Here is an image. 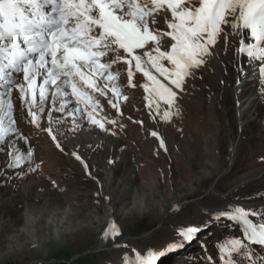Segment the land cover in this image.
I'll return each mask as SVG.
<instances>
[{"label": "rangeland", "instance_id": "374dc122", "mask_svg": "<svg viewBox=\"0 0 264 264\" xmlns=\"http://www.w3.org/2000/svg\"><path fill=\"white\" fill-rule=\"evenodd\" d=\"M157 20L167 30L164 13ZM238 45L236 40L225 50L221 39L176 90L171 106L144 91L145 78L134 67L129 85L128 66L114 64L120 95L110 88L92 94L98 102L94 118L103 129L86 114L77 113L71 124L47 116L51 95L37 111L38 126L18 119L14 88L12 114L24 147L20 151L19 144L18 152L30 149L33 155L8 167L9 158L0 153V264H124L146 250L165 252L157 264H225L220 246L243 241L242 228L232 221L229 231L230 221L212 217L230 205H264V181L242 182V175L264 167V86L258 67L253 76V61L243 54L238 59ZM41 118L59 121L57 129ZM45 129L54 130L59 148ZM111 224L119 234L104 239ZM190 226L201 227L195 239L168 251L182 240L179 230ZM257 248L246 249L251 259L242 251L239 264H260L264 248Z\"/></svg>", "mask_w": 264, "mask_h": 264}, {"label": "snow or ice", "instance_id": "6c2138e0", "mask_svg": "<svg viewBox=\"0 0 264 264\" xmlns=\"http://www.w3.org/2000/svg\"><path fill=\"white\" fill-rule=\"evenodd\" d=\"M160 13L165 15L167 30L158 27ZM221 39L225 50L238 39L236 53L253 61V76L258 67L264 86V0H0V153L9 158L7 166L19 167L33 155L30 149L26 155L19 154L7 139L18 134L12 114L14 88L28 104L33 125L38 126L33 109L43 112L50 94L54 104L59 102L58 111L67 110L74 119L77 113L86 114L89 123L103 129V123L94 118L98 102L92 94L104 95L110 88L113 96L120 95L115 86L119 73L110 71L114 64L128 66L129 85L134 67L145 78L144 91L171 106L176 90H183L185 78L204 63ZM72 103L75 107L68 110ZM168 116L165 112L164 118ZM46 130L55 141L52 130ZM28 167L35 171L30 163ZM222 217L235 221L243 234V241L233 238L221 244L220 252L228 257L225 264H239L242 251L251 259L246 249L252 245L264 248V208L230 205L212 220ZM200 231V226L181 228L182 240L170 243L168 251L190 243ZM118 234L111 224L104 239ZM163 255L164 251L146 250L124 264H157Z\"/></svg>", "mask_w": 264, "mask_h": 264}, {"label": "bare ground", "instance_id": "6f19581e", "mask_svg": "<svg viewBox=\"0 0 264 264\" xmlns=\"http://www.w3.org/2000/svg\"><path fill=\"white\" fill-rule=\"evenodd\" d=\"M243 35H244V38H245V40L246 41H248L249 40V38H250V35H249V33L245 30L244 31V33H243ZM238 40V39H237ZM242 57V54L241 55H239L238 56V59L239 58H241ZM21 78H22V75H21ZM40 81L38 80V83H39ZM19 93V92H18ZM18 97H19V94H18ZM39 101V97H38V95H37V102ZM52 106V114H47V116H49V117H51V118H54L55 116H56V118L58 117L59 119V121L62 119L60 116H62V117H64L63 119H65V118H68L67 120H66V123L67 122H69V120L70 121H72L74 118L72 117V116H69L68 115V111L66 110L65 112H60V111H58V107H59V102H57V103H53V105H51ZM43 107H45V104L43 105ZM46 108L48 109H50V106L47 104L46 105ZM15 109H16V112H17V114H18V116H16L18 119H22V117H25V118H30L31 119V117L30 116H28V104L25 102V100H23V99H20V98H18V100H16V107H15ZM72 109V107H71V105L69 104V106H68V110H71ZM33 111H36V113H37V109H33ZM244 113H245V110L244 109H239V111H238V116H239V118L238 119H240V121L242 120V118L244 117ZM51 118H48V120L46 121V119L44 120V119H40V121H41V123L42 122H46L45 123V125H47V127H49V125H51L52 126V128L54 129H57L56 127H54L55 126V124H57L56 123V121L55 120H51ZM75 119H76V117H75ZM44 120V121H43ZM64 120V121H65ZM23 122V121H22ZM75 122V121H74ZM77 122H78V119H77ZM76 122V123H77ZM20 123V122H19ZM67 124H71V123H67ZM74 125V124H73ZM63 126V125H62ZM74 127V126H73ZM73 127H70V128H73ZM69 128V127H68ZM61 130V129H60ZM45 131H47L46 129H45ZM66 131V130H65ZM48 132V131H47ZM53 133H54V130H53ZM49 134V133H48ZM19 139H21L20 138V132H18V134H13L12 136H10V137H8V141H10L11 142V145L13 146V149L14 150H18L19 149V144H21L20 145V151L24 148L23 146H22V143H20V140ZM236 144V143H235ZM235 144H232V146H231V153L232 154H234V152H235ZM52 145H53V147L54 146H56L57 145V142H55L54 140H53V142H52ZM20 151H19V153H20ZM28 162V161H27ZM259 182V181H264V167L262 168V169H259L258 171H256V172H254V173H247V174H244V175H242V182L243 183H251V182ZM238 206H240V207H243L244 209H262V208H264V205H255V206H253V205H249V204H244V206L243 205H238Z\"/></svg>", "mask_w": 264, "mask_h": 264}, {"label": "trees", "instance_id": "16d2710c", "mask_svg": "<svg viewBox=\"0 0 264 264\" xmlns=\"http://www.w3.org/2000/svg\"><path fill=\"white\" fill-rule=\"evenodd\" d=\"M226 227H227V229H229V231H233V225L232 224H226ZM205 235L206 234H204L203 236H205Z\"/></svg>", "mask_w": 264, "mask_h": 264}]
</instances>
